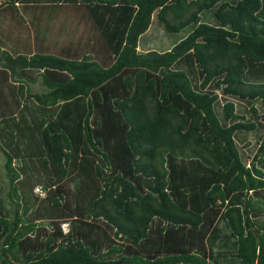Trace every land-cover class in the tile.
I'll list each match as a JSON object with an SVG mask.
<instances>
[{
	"label": "trees",
	"instance_id": "1",
	"mask_svg": "<svg viewBox=\"0 0 264 264\" xmlns=\"http://www.w3.org/2000/svg\"><path fill=\"white\" fill-rule=\"evenodd\" d=\"M7 4L81 9L84 22L58 49L57 32H0L1 79L18 76L11 103L0 89L14 205L10 216L0 198V264H264V0ZM153 15L168 42L182 35L142 51ZM38 77L46 89L31 92ZM242 130L260 140L249 161ZM43 219L53 229L24 252Z\"/></svg>",
	"mask_w": 264,
	"mask_h": 264
},
{
	"label": "rangeland",
	"instance_id": "2",
	"mask_svg": "<svg viewBox=\"0 0 264 264\" xmlns=\"http://www.w3.org/2000/svg\"><path fill=\"white\" fill-rule=\"evenodd\" d=\"M6 0H0V4H2L0 7V32H4L9 28V33L11 34V30L12 28H15V31L18 33L19 37L22 39L23 42L25 41H30L31 43L33 42V40L35 39V29L38 30L39 33L42 34H48L52 37L56 35L57 32V36L56 38H54L52 40V45L54 46V48L58 49L57 47H59V43L62 41L63 38L67 39V34L69 32L70 35H73V32H76L77 30H79V28H81L84 22L83 19V14H84V10L81 9H77L74 12L76 13V16H71V18H73L74 22L72 20H68V19H60L61 18V14L59 15L60 18L59 19H54L52 15H56V12L52 11V13H50L49 17H45V15L42 13H36L37 9H34V5H30L31 8L28 7V9L26 11H24V8L22 7L21 4L17 5V11L13 10V8H11V6L9 4L4 5V2ZM34 13L36 15H38V18H33L32 21V17H31V13ZM46 12V10H45ZM47 13V12H46ZM17 14H20V18L21 16H23V20L22 19H18L16 16ZM35 15V16H36ZM156 18L153 15V21L152 24L149 28V30L147 31V33L144 35V40L148 37V39L150 40V42L148 41V44L150 47H154V48H166L169 47V42H174L176 40H178L182 33L181 32H175L173 34H167L169 36V42L167 41L166 38V34L163 30V27L159 24L156 23ZM38 22V23H37ZM48 30V31H47ZM163 33L165 35H163ZM45 36H48V35ZM76 37V35L74 36ZM13 39V38H11ZM25 40V41H24ZM59 41V42H58ZM12 42V43H11ZM10 45L14 44V42L11 40L9 41ZM2 44V43H1ZM3 45V44H2ZM156 46V47H155ZM19 47H21L19 45ZM32 47V46H31ZM148 49V47H145L142 50ZM33 50V49H32ZM19 52L21 51V48L18 50ZM27 53V52H25ZM35 71H32L31 75H34ZM18 76L16 74L11 75L10 77H8L5 80L1 79V75H0V89L3 91V93L5 94L6 100L8 102H12L11 99V95H9V91L10 89H12V86H17V83L15 80H17ZM29 89L31 92H43L45 91L46 87L41 83V78L38 77L37 81L33 82V83H29ZM0 102H3V100H0ZM251 104L253 107H257V104L254 103L253 101H251ZM250 105L247 103L246 104V108L248 109V112L253 113L250 111ZM256 117L254 115H250V118L248 119V116H245V121L247 120H256ZM259 122V121H258ZM256 122V123H258ZM254 131V133L256 134V137L261 139V131L259 129H257V127L252 130V132ZM242 133L245 132V134L247 133V130H242ZM240 152L242 154V156H245L246 153H249L250 155L254 154L257 152L258 154V145H256V147L254 146L253 148H245L243 149L242 147H239ZM4 163H5V156L3 154V152L0 149V184H1V190H0V198L3 199V203H4V208H3V212H8L10 214V216L13 215V208L14 205L11 202L10 198L7 196V191H8V179L6 176V171H5V167H4ZM63 187L69 191V194H66V199L70 200L71 204L73 203V185L72 182L69 181L68 179H64L63 180ZM38 191V189H35ZM261 199L264 200V196H261ZM64 201V200H62ZM261 218L264 216V212H262V214L260 215ZM40 221V220H39ZM38 221V222H39ZM54 221H51L49 219H43L41 222L37 223L38 225L34 227V230L31 231L30 233H28L27 235V240H29L30 242H34V244L32 246L28 245L24 252H27L28 250L31 251H38L40 249V245H39V240L37 239V236L40 231L42 230L41 234L42 235H46V233H49L52 229H53V223ZM42 223V225H40ZM61 228H62V232L63 230H67L68 229V223H64L61 224ZM23 239V238H22ZM113 241H115L116 243L119 242L121 243V241L118 238H114ZM108 244H111L110 241H106ZM27 243V242H26ZM23 245V244H22ZM22 245H19L17 247V250L15 251L16 254L20 257V259H23V250H22ZM22 246V247H21ZM17 264V263H14Z\"/></svg>",
	"mask_w": 264,
	"mask_h": 264
},
{
	"label": "crops",
	"instance_id": "3",
	"mask_svg": "<svg viewBox=\"0 0 264 264\" xmlns=\"http://www.w3.org/2000/svg\"><path fill=\"white\" fill-rule=\"evenodd\" d=\"M45 10H46V12H45ZM48 9H44L43 10V14L45 15V17H49V13H48ZM63 11V10H62ZM54 12H56V11H54ZM65 12V11H64ZM64 12H59L58 11V13H56V15H50V16H53V18L55 19H59L60 18V14L62 15L61 16V20L62 19H70V20H72L73 22H74V20H73V18H71V14L70 13H68V12H66V13H64ZM33 15H35L33 12L31 13V17H33ZM35 17H38V15H36ZM62 22H63V20H62ZM64 23V22H63ZM69 39H71V37L69 38ZM78 39H79V37H78V35H76V37H72V41H74V42H77L78 41ZM81 41V40H80ZM148 41L150 42V40H148L147 39V42L146 43H140V45H139V49L140 50H142V49H144L145 47H148V49H150V46H149V44H148ZM6 45H10V43H8V44H6ZM8 46H3V48H7ZM148 49H145V50H142V51H146V50H148ZM248 118H249V115H248ZM256 119H257V121L259 120L260 121V119H258L257 117H256ZM234 138H235V142H236V145H237V147L239 148V147H242L243 149H245V148H250V147H254L255 145H257L259 142H260V140H257L256 141V139H255V137H254V135H251V134H244V135H239L238 137H237V135H234ZM257 143H256V142ZM246 155H248V156H246ZM253 155V154H252ZM245 158L247 159V161H249L250 159H251V155L249 154V153H246L245 154Z\"/></svg>",
	"mask_w": 264,
	"mask_h": 264
},
{
	"label": "clouds",
	"instance_id": "4",
	"mask_svg": "<svg viewBox=\"0 0 264 264\" xmlns=\"http://www.w3.org/2000/svg\"><path fill=\"white\" fill-rule=\"evenodd\" d=\"M18 5V4H17Z\"/></svg>",
	"mask_w": 264,
	"mask_h": 264
}]
</instances>
